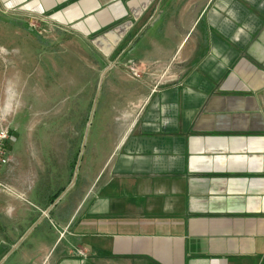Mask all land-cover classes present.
I'll return each instance as SVG.
<instances>
[{
	"label": "crops",
	"instance_id": "1",
	"mask_svg": "<svg viewBox=\"0 0 264 264\" xmlns=\"http://www.w3.org/2000/svg\"><path fill=\"white\" fill-rule=\"evenodd\" d=\"M2 9L84 39L110 63L116 106L99 126L103 158L79 185L77 157L57 155L60 169L44 179L12 133L0 264H264V0H0Z\"/></svg>",
	"mask_w": 264,
	"mask_h": 264
},
{
	"label": "rangeland",
	"instance_id": "2",
	"mask_svg": "<svg viewBox=\"0 0 264 264\" xmlns=\"http://www.w3.org/2000/svg\"><path fill=\"white\" fill-rule=\"evenodd\" d=\"M14 14L0 11V61H10L0 66L7 73L0 89L6 93L9 88L13 97L0 100V128L13 133L17 149L27 144L44 179L60 169L57 155L73 162L77 157L72 180L79 185L103 158L97 141L105 133L99 126L110 121L105 110L116 106L106 95L109 74L103 75L110 63L73 33L46 30ZM62 136L65 147L58 154L56 142Z\"/></svg>",
	"mask_w": 264,
	"mask_h": 264
},
{
	"label": "built area",
	"instance_id": "3",
	"mask_svg": "<svg viewBox=\"0 0 264 264\" xmlns=\"http://www.w3.org/2000/svg\"><path fill=\"white\" fill-rule=\"evenodd\" d=\"M33 27V26H32ZM130 77L137 79L139 74L133 68H129L127 70ZM10 132L7 128H0V171L7 165L8 163V150L7 145L10 140ZM9 191L2 183H0V191ZM62 234H60L61 236Z\"/></svg>",
	"mask_w": 264,
	"mask_h": 264
},
{
	"label": "water",
	"instance_id": "4",
	"mask_svg": "<svg viewBox=\"0 0 264 264\" xmlns=\"http://www.w3.org/2000/svg\"><path fill=\"white\" fill-rule=\"evenodd\" d=\"M102 77V76H101ZM75 169H77V166H75Z\"/></svg>",
	"mask_w": 264,
	"mask_h": 264
}]
</instances>
